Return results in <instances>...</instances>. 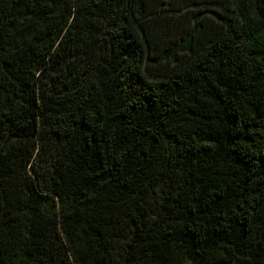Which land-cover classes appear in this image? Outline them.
Here are the masks:
<instances>
[{
    "label": "trees",
    "instance_id": "trees-1",
    "mask_svg": "<svg viewBox=\"0 0 264 264\" xmlns=\"http://www.w3.org/2000/svg\"><path fill=\"white\" fill-rule=\"evenodd\" d=\"M0 264H264V0H0Z\"/></svg>",
    "mask_w": 264,
    "mask_h": 264
}]
</instances>
